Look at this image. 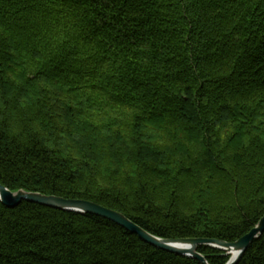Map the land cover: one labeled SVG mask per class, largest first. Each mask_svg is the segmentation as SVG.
Here are the masks:
<instances>
[{
	"label": "trees",
	"instance_id": "1",
	"mask_svg": "<svg viewBox=\"0 0 264 264\" xmlns=\"http://www.w3.org/2000/svg\"><path fill=\"white\" fill-rule=\"evenodd\" d=\"M0 185L162 239L247 234L264 216V0H0ZM0 264L200 263L22 202L0 203ZM236 264H264V231Z\"/></svg>",
	"mask_w": 264,
	"mask_h": 264
},
{
	"label": "water",
	"instance_id": "2",
	"mask_svg": "<svg viewBox=\"0 0 264 264\" xmlns=\"http://www.w3.org/2000/svg\"><path fill=\"white\" fill-rule=\"evenodd\" d=\"M22 202L33 203L59 211L98 216L115 223L132 234H135L142 242L155 249L178 256L188 257L197 260L200 264H208L206 258L198 252V247L200 246H207L223 251L225 255L230 256L226 264H236L251 242L258 238L264 231L263 216L254 228L232 243L203 238L162 239L151 235L127 219L121 213L93 202L78 199H64L52 195L46 196L40 193L26 192L23 190L11 192L4 186L0 185V203L4 207L13 209L19 206Z\"/></svg>",
	"mask_w": 264,
	"mask_h": 264
},
{
	"label": "rangeland",
	"instance_id": "3",
	"mask_svg": "<svg viewBox=\"0 0 264 264\" xmlns=\"http://www.w3.org/2000/svg\"><path fill=\"white\" fill-rule=\"evenodd\" d=\"M230 257V256H229Z\"/></svg>",
	"mask_w": 264,
	"mask_h": 264
}]
</instances>
